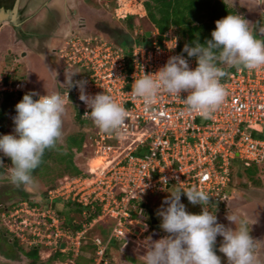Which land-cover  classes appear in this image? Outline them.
<instances>
[{"label":"built area","instance_id":"obj_1","mask_svg":"<svg viewBox=\"0 0 264 264\" xmlns=\"http://www.w3.org/2000/svg\"><path fill=\"white\" fill-rule=\"evenodd\" d=\"M262 29L264 25L258 39L264 38ZM133 32L137 36L143 33L138 29ZM165 37L161 44L154 40L150 46L134 45L130 56L115 43L86 33L70 34L56 47L62 72L72 76L74 85L86 82L83 89L68 88L64 77L57 91L62 95L67 92L65 106L74 108L75 118L90 123L87 140L93 151L86 162L89 174L64 176L45 199L79 205L84 221L79 229L70 231L61 226L64 218L51 207L54 203L41 208L28 200L19 201L7 216V229L28 249L40 246L49 256L59 252L65 260L56 264H75L87 231L107 218L111 221L107 236L91 239L94 256L90 263L106 264L112 239L120 240L126 232L130 239L135 238L139 222L130 214L133 209L139 211L145 196L163 195L167 185L180 190L195 186L211 197L210 211L229 199L233 162L243 167L264 162V66L251 71L236 67L228 72L220 81L227 96L211 118L186 110L182 101L186 92L178 97L161 89L147 111L143 101L131 94L135 79L156 74L172 56L182 55L190 70L197 67L192 58L178 52L176 39L168 34ZM81 91L89 97L111 95L128 112L123 125L102 133L84 117L91 109L79 99ZM31 92L39 94L34 100L46 94L35 90L17 71L0 73V94H13L20 102L22 95ZM15 116V111L7 116L12 135ZM90 215L95 217L87 221Z\"/></svg>","mask_w":264,"mask_h":264},{"label":"clouds","instance_id":"obj_2","mask_svg":"<svg viewBox=\"0 0 264 264\" xmlns=\"http://www.w3.org/2000/svg\"><path fill=\"white\" fill-rule=\"evenodd\" d=\"M249 25L250 22L239 15H227L217 20L206 46L196 43L190 47L186 44L183 49L188 57H196L194 70H190L182 55L172 56L156 74H143L135 79L131 94L143 101L147 111L156 102L161 89L178 97L186 92L188 95L182 100L186 110L211 118L227 96L220 82L226 71L219 65L249 71L264 66V38L257 39ZM261 32L264 33V29ZM85 83L79 81L74 85L72 76L66 77L68 88L76 86L83 89ZM38 95L31 92L23 96L15 105V135L0 136V153L11 160L8 172L11 183L16 187L35 189L32 172L41 164L45 150L54 149L63 135L62 117L67 92L63 95L60 92L46 93L34 100L33 96ZM79 99L91 109L84 117L90 118L102 133L119 129L127 118V110L109 94L89 97L81 91ZM182 193L192 205L202 206L200 214L186 211L180 202ZM210 198L195 186L171 192L164 201L167 207L158 212L162 221L160 227L169 235L158 241H152L150 235L145 242L146 254L142 256L144 264H222L214 251L217 236L223 238L219 252L227 258L228 264H256L254 240L246 222H238L237 216L227 215L226 219L235 225V230L218 223L216 215L208 210Z\"/></svg>","mask_w":264,"mask_h":264},{"label":"trees","instance_id":"obj_3","mask_svg":"<svg viewBox=\"0 0 264 264\" xmlns=\"http://www.w3.org/2000/svg\"><path fill=\"white\" fill-rule=\"evenodd\" d=\"M111 2H116V0H110ZM144 10L146 12V18L141 19L139 23H136L135 17L132 15H128L123 19H120V22L124 29L133 31L135 27L141 28L145 21L150 23V27L148 30L153 32L155 29L157 34L152 35V37L148 40L142 41L144 39V31L139 39V45L142 46H150L154 40L157 41L158 44H161V41L166 38L165 35L168 31H172L173 35L177 38V50L179 53L187 56L186 52H183L185 45L187 44L190 47H194L196 43L206 46V41L211 39V32L215 30V22L220 20L227 15H239V9L236 6L229 4L226 0H144L142 3ZM242 17V16H241ZM244 18V17H242ZM245 19V18H244ZM257 20H259L258 24L251 25V30L253 31L254 36H256L260 30V28L264 25V15L260 16ZM122 29L117 31H121ZM109 41H111L109 39ZM188 57V56H187ZM192 58L196 63V57ZM197 65V63H196ZM223 67L226 71V75L228 72L233 70L236 67L219 65ZM9 70L3 71L2 73L7 74ZM16 72V70H15ZM19 103L16 96L13 94L3 93L0 94V136L6 135L8 132V120L7 116L11 111H15V105ZM77 119V118H76ZM87 138L86 128L79 127L78 131L69 135L66 138V148H62L56 146L54 149L45 150L42 162L38 168H36L32 172L33 178L40 177V173L42 171H46L48 168V163L53 162L59 169H61L60 173L57 176H86L88 175V169L86 167V163L79 165L75 162L74 158L81 155V149ZM68 151L67 156L65 158H60L57 155V152L64 150ZM64 151V152H65ZM0 162L3 165H0V178L5 176L8 172L9 167L11 166L10 158L4 156L0 153ZM241 167V171L237 173V176L234 172L230 171V186L234 179V176L237 177V181L246 178V180L251 183L254 188H260L263 186V183L258 177L259 167L258 165H251L250 167ZM57 185L56 181H51L50 185L43 190V195H47V192ZM173 192L177 189L171 187ZM170 188V189H171ZM147 198V197H145ZM26 200L25 197L21 198L20 201ZM19 202V201H18ZM161 203V202H160ZM15 204V202H14ZM30 205H35V203H31ZM41 208L44 207L43 204H36ZM64 206L71 209L72 213H69L63 217L64 220L61 223V226L69 229L70 231H75L81 227V223L84 221V215L82 208L79 205L64 203ZM166 205V204H164ZM158 207V210L162 208H166L165 206ZM147 207V204H145ZM148 210V208H146ZM152 209V208H149ZM154 212L155 219L157 221L156 225H151L149 219L146 216H143L140 211L137 209L131 210V218L142 222L147 225L150 230V235L153 241L164 238L167 234L164 232L159 224V217L157 216L158 212L152 209ZM99 210H97V213ZM157 214V215H156ZM95 215L87 216V221H90ZM109 226L103 227L100 223H97L95 226L90 228L86 233V240L81 246L80 255L75 258V264H90L92 262L94 246L92 245L91 236L94 232H98L99 235L105 238L108 234ZM13 244L19 249L21 252L24 250L19 245L18 238L13 241ZM119 241L117 239H112L109 242L108 249L106 252V264H122L120 259H124L128 262V264H135L136 260L133 258L132 248L130 245L125 247H118ZM89 250L91 256L84 257V252ZM41 251L40 246H33L29 249V251L25 252V256L23 258L26 259V264H52L55 260H64L65 257L62 253L53 254L46 262L42 261L39 258V252ZM214 251L217 253L218 245L217 243L214 246ZM71 257V255H70Z\"/></svg>","mask_w":264,"mask_h":264},{"label":"rangeland","instance_id":"obj_4","mask_svg":"<svg viewBox=\"0 0 264 264\" xmlns=\"http://www.w3.org/2000/svg\"><path fill=\"white\" fill-rule=\"evenodd\" d=\"M93 1L91 3V7H93V9H95L97 11V13H99L100 18L91 23L88 33H86L87 35H96L98 37H101L102 39L104 38L105 40L109 41V39L111 40V42L115 43L116 46H118V48H120L126 55L129 54L130 48H132L134 45H139V39H140V35L137 36L134 34L133 31L131 30H126L123 28L120 19L125 17L126 15H132L135 17V21L136 23H139L141 19H145L146 18V12L144 10V7L142 5L144 0H116V2H111L110 0H91ZM229 4L236 6L239 9V13L241 14L242 17L245 18V20L250 22V30H251V25L253 26V23L256 25L259 23V20H257L260 16L264 15V11H262L263 7H264V2L259 4L258 0H226ZM87 3H90L89 0H87ZM90 7V6H89ZM86 16H88V18L93 19V15H91L89 17V15L87 14ZM97 18V17H96ZM87 20V18H85ZM89 20V19H88ZM253 22V23H252ZM150 27V23L147 21H145L144 25L141 28L135 27L134 29H138V31H150L148 30V28ZM122 29L121 31H117ZM7 29L4 30L1 34H0V51L1 56H7L10 53H15L16 57L18 58V63L21 68H23V70H21L19 73V76H24L27 78V80L29 81V83L31 84V86L35 89L38 90L42 93H58L57 88L64 84V77H67V75H65L62 71H60V69L58 67H54L51 71H48L47 69H45L43 67V65H41L40 61H35V62H31L29 64V67L31 69L30 74L25 76V71H24V67L23 64L25 62V59L20 57V52L18 50H15L13 48H9V39L10 37L8 36L7 33ZM151 32V31H150ZM153 34H156V30L154 29L153 32H151ZM170 35L172 38L176 39V36L173 35L172 31H168L166 33V35ZM258 39V34L255 36ZM1 57V58H2ZM0 58V59H1ZM6 60V58H4ZM4 59H1V62L4 61ZM24 72V73H23ZM27 74V72H26ZM73 107L71 105H67L65 106V114L62 117L63 120V126H62V138L60 141H58L57 146L62 147V148H66V138L77 132L79 127H84L86 128V132L87 135H89L88 133V127H90V123L87 121H82L79 119H76L74 117V111H73ZM11 134L9 131L7 132L6 135ZM61 150L59 151V153L57 152V155H59L60 158H65V156H67L68 151ZM93 149L90 146V143H88L87 138L85 139V142L83 144V147L81 149V155L77 156L74 158L75 162L79 165L85 164L88 159L92 156V152ZM3 154V153H2ZM242 166L238 161H235L232 163V171L234 172V174L237 176V173L239 171H241V167ZM259 174L258 177H260L263 186H261L260 188H254L251 183H249L245 177H243V179H241L240 181H237V177L234 176V179L231 183L230 186V191H229V198L232 196L233 194V189L232 186L235 185L236 186H241L242 182L244 181V183L247 184L248 189L250 191L256 190V189H262L264 190V162L261 163L259 166ZM61 169H59V166H57L56 164H54L53 162H49L48 163V168H46V171H42L40 173V177L35 178V182H36V187L35 189H31V188H25L23 186L21 187H16L15 185H13L11 183L10 180V174L9 172L6 173L5 176L0 178V187L1 189L5 190V194L11 196V195H15V200L16 202L20 201L21 198L25 197L26 200L30 201V202H34L36 204H43L44 203V207L47 208L48 205H50L51 203L55 204V208L54 210L56 212H60L61 214H63V217L65 218V216L69 213H72L71 209L67 208L66 206H64V202H62L61 200H54L52 202H48V200L45 199L46 195H43V190L45 188H47L50 185L51 181H56L57 183L62 180V178L64 176H57L58 173H60ZM238 184V185H237ZM171 192H173V189H168V191H166L163 195H158V194H154V195H148L145 196L147 198H143L142 202L147 204L148 210L149 208H152L157 212H159L158 207L160 208L161 206H163L165 203L164 201L170 197ZM262 194V193H261ZM260 198V197H259ZM262 198V197H261ZM161 202V203H160ZM181 203H183L185 205L186 211L191 213V214H200L202 211V206L201 205H192L191 203H189V201L187 200L186 195L181 194ZM165 207H167V204L164 205ZM225 206H216V211L218 209H221L222 211H224ZM161 210V209H160ZM215 211V212H216ZM210 212H212L213 214L214 211L210 210ZM158 214V213H157ZM156 214V215H157ZM216 215V214H215ZM227 215H235L238 218V222L239 220H243L241 219V216H239V214L237 213V208L236 210L233 209V211H229L227 212L223 217L222 216H217V221L218 223L224 225L226 228H232L233 230H235V225L231 224L227 219ZM158 216V215H157ZM159 217V216H158ZM137 222L140 223V221L136 220ZM159 224H161V218L159 217L158 219ZM99 223L103 226V227H108V224L111 223L110 220H108L107 218L102 219L101 221H99ZM247 224V223H246ZM136 228L135 230L138 231L137 234H135V238L130 239V235L129 233H125V236L123 238H121V240L119 241L118 247H125L130 245L132 248V256L133 258L136 260L135 264H144V260L142 258L143 255L146 254V247H145V242L148 240V238L150 237V230L149 228L146 226L145 228L140 227L139 225L135 224ZM237 227L239 226V223H237L236 225ZM247 228L248 231L250 232V236L254 233V229L249 227V225L247 224ZM99 233L98 232H94L93 235L91 236V239L98 236ZM169 234L167 233L165 235L168 236ZM100 236V235H99ZM11 237V235L9 236ZM161 239V238H160ZM19 240V245L21 246V248L25 251L28 250L27 246ZM152 240V239H151ZM159 239L155 240L158 241ZM223 238L220 236H217V240L216 243L218 245V251H217V255L221 258V262L222 264H228L227 258L219 252V247L222 243ZM2 241V240H0ZM153 241V240H152ZM3 247H5L7 249L8 255L12 253V251L9 248V244L6 243H2ZM50 252L46 251L44 249L41 248V251L39 252V258L42 261H47L51 255L49 256ZM94 254V253H93ZM7 255V254H6ZM84 257H89L91 256L89 250H87L86 252H84ZM94 256V255H93ZM122 264H128V262L124 259H120ZM58 261L55 260L52 264H56ZM0 264H2L0 262ZM8 264V263H6ZM18 264H26V262H21Z\"/></svg>","mask_w":264,"mask_h":264},{"label":"flooded vegetation","instance_id":"obj_5","mask_svg":"<svg viewBox=\"0 0 264 264\" xmlns=\"http://www.w3.org/2000/svg\"><path fill=\"white\" fill-rule=\"evenodd\" d=\"M89 2L87 3V0H0V12L9 13V16L5 14V17L0 19V34L7 29L10 37L9 48L18 50L21 59L24 58L27 61V64L26 62L23 64L24 71L26 70L25 76H27L26 72L31 71L30 61H40L48 71L54 67L62 71L56 55V47L60 41L73 33H87L91 23L100 18L99 13L91 7L93 1L89 0ZM69 3H72L71 6ZM87 14L89 17L93 15V19L88 18ZM64 28H69V34L66 36ZM1 53L0 51V58ZM8 53L7 56L2 57L6 60L1 62L2 58L0 59V73L7 70L18 72L23 70L17 64L19 60L15 53ZM15 199L14 194L9 196L0 187V240H2L0 241V262L2 264L27 262L23 257L29 249L24 252L17 249L13 244L17 236L7 229V216L13 206L18 203ZM228 200L225 201L226 205ZM215 209L216 207L214 213L222 217L229 211L227 208H224V211ZM233 209L236 210V207ZM3 242L9 244L11 254L6 253L7 249L3 247Z\"/></svg>","mask_w":264,"mask_h":264},{"label":"crops","instance_id":"obj_6","mask_svg":"<svg viewBox=\"0 0 264 264\" xmlns=\"http://www.w3.org/2000/svg\"><path fill=\"white\" fill-rule=\"evenodd\" d=\"M258 2L259 4H261L262 0H258ZM70 4L72 3H69V5ZM262 11H264V7ZM7 16H9V14ZM69 28L63 29L65 36L69 34ZM25 62L27 64L26 60ZM29 74L30 72L28 71L27 75ZM232 189H233V194L229 198L227 205L225 203L222 204L220 207L225 206V208H227L230 212L233 211L234 207H236L237 213L239 214V216H241V219H243V221H245L249 225V227L255 230L254 233L251 235V237L254 240V245H255L254 255L256 260L258 254L260 252H264V190L256 189L250 191L248 189L251 188H248L247 184L244 183V181L242 182L241 186L235 187L234 185L232 186ZM214 208L215 207H213L212 211H214Z\"/></svg>","mask_w":264,"mask_h":264},{"label":"water","instance_id":"obj_7","mask_svg":"<svg viewBox=\"0 0 264 264\" xmlns=\"http://www.w3.org/2000/svg\"><path fill=\"white\" fill-rule=\"evenodd\" d=\"M5 14H7V12H5V11L2 12V11H1V12H0V19H1V18H4V17H5ZM8 14H9V13H8ZM150 38H151V32H150V31H146V32L144 33V39H143L142 41H145L146 39L149 40ZM130 55H131V52L129 51V56H130ZM24 95H25V94H24ZM24 95H22V96L20 97V101L22 100V98H23ZM168 189H170V186H169V185L166 186V190H168ZM51 207L53 208V207H55V205L52 204ZM139 211L142 213L143 216H146V217L149 219L151 225H156L157 221H156V219H155L154 212H153L152 209L146 210L145 203L142 202V203L139 204ZM59 214H60V213H59ZM138 225H139L140 227H142V228L145 227V226H144L143 224H141V223H139ZM64 246H65L64 243H60V244H59V247H60V248H64ZM256 264H264V252H260V253L258 254L257 259H256Z\"/></svg>","mask_w":264,"mask_h":264}]
</instances>
